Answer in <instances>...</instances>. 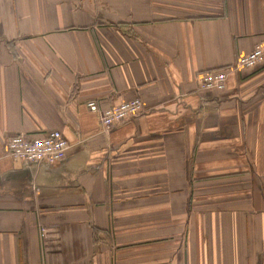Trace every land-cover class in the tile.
Returning a JSON list of instances; mask_svg holds the SVG:
<instances>
[{
  "label": "crops",
  "instance_id": "0c3cea01",
  "mask_svg": "<svg viewBox=\"0 0 264 264\" xmlns=\"http://www.w3.org/2000/svg\"><path fill=\"white\" fill-rule=\"evenodd\" d=\"M258 45L264 0H0V264H264V63L198 84Z\"/></svg>",
  "mask_w": 264,
  "mask_h": 264
},
{
  "label": "built area",
  "instance_id": "2783aa9c",
  "mask_svg": "<svg viewBox=\"0 0 264 264\" xmlns=\"http://www.w3.org/2000/svg\"><path fill=\"white\" fill-rule=\"evenodd\" d=\"M263 63L264 45H258L251 53L241 56L231 68L201 74L198 78L199 89L201 92L224 91L232 74L243 69L255 68ZM88 107L91 112L100 114L104 130H110L146 112L140 99L122 103L105 111H101L95 102H89ZM69 149L70 145L62 132L55 130L42 138H33L25 134L10 138L7 155L28 164L55 165L66 159Z\"/></svg>",
  "mask_w": 264,
  "mask_h": 264
}]
</instances>
